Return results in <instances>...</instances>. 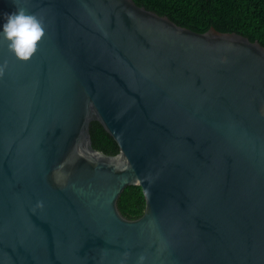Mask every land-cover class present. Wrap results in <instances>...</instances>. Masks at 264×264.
<instances>
[{
    "label": "water",
    "instance_id": "95a60500",
    "mask_svg": "<svg viewBox=\"0 0 264 264\" xmlns=\"http://www.w3.org/2000/svg\"><path fill=\"white\" fill-rule=\"evenodd\" d=\"M18 8L45 31L27 60L0 35V264H264V46L134 0Z\"/></svg>",
    "mask_w": 264,
    "mask_h": 264
},
{
    "label": "trees",
    "instance_id": "16d2710c",
    "mask_svg": "<svg viewBox=\"0 0 264 264\" xmlns=\"http://www.w3.org/2000/svg\"><path fill=\"white\" fill-rule=\"evenodd\" d=\"M138 5L164 15L175 23L203 32L213 26L217 30L236 32L264 46V0H134ZM92 146L107 154L119 151L117 142L98 120L89 127ZM145 207L141 187L129 184L117 199L122 215L134 219Z\"/></svg>",
    "mask_w": 264,
    "mask_h": 264
},
{
    "label": "clouds",
    "instance_id": "9594fccd",
    "mask_svg": "<svg viewBox=\"0 0 264 264\" xmlns=\"http://www.w3.org/2000/svg\"><path fill=\"white\" fill-rule=\"evenodd\" d=\"M44 31L43 20L23 8L7 13L5 21L0 24V35L8 42V48L24 60L36 52Z\"/></svg>",
    "mask_w": 264,
    "mask_h": 264
}]
</instances>
